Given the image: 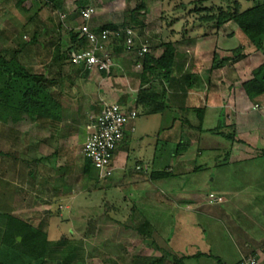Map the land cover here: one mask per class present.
Returning a JSON list of instances; mask_svg holds the SVG:
<instances>
[{"label": "rangeland", "instance_id": "obj_1", "mask_svg": "<svg viewBox=\"0 0 264 264\" xmlns=\"http://www.w3.org/2000/svg\"><path fill=\"white\" fill-rule=\"evenodd\" d=\"M18 1L0 0V51L6 48H16V46L23 47L20 57L21 64L34 73H43L49 78L59 79L58 72L61 64L54 62L57 50H60V55L65 54L72 46L70 32H77L83 25L74 5L75 0L66 1L65 13L61 17L50 9L44 8L40 0H30L32 11L26 14L17 7ZM235 1L241 4L242 11L264 3V0H91L90 6H93L97 13L89 24L91 28L122 25L125 21L130 22L131 12L144 4V9L138 17L144 27L135 30L137 48L147 45L149 54L159 58L163 53L161 45L177 44L181 52L191 53L193 56L192 62L195 69L192 72H194L198 87L208 85V79L202 78V75L210 70L215 55L220 60H225V67L213 72L214 80L216 75L221 76L225 87L218 81H214L212 85L224 91L223 99L226 109L231 112V106H228L230 102L227 100L228 87L232 84L234 93L241 92L240 82L251 79L252 67L248 63H243L242 60L246 57L243 54L246 51L256 53L254 60L258 65L264 62V57L253 48L234 23L218 29L213 23L202 22L201 18L207 16L208 13L219 14L221 12L219 10L233 12ZM37 28L48 29L47 35L40 38V45L36 47L25 45L29 43ZM120 47L119 43H114L110 53L114 63L119 64L121 69L114 76L109 77L113 78L108 81L109 87H102L104 88L102 90L124 106H130L128 108L139 112L135 121V135L127 145L119 146L118 149L119 154H126L129 157L128 178L141 176L140 173L135 172V165L139 161L147 162L146 160L153 158L156 143H158L156 156L159 159L156 166L157 169L164 170L169 166L178 145L182 141H189L188 155L194 157L198 152L203 155L192 161L198 172L190 176H173L174 178L169 182L173 186L172 190L159 191L161 200L172 202L175 198L192 197L196 194L203 202L208 203L210 194L225 193L227 195L226 193L229 192L227 200L230 204L224 207L229 217L223 224L205 222L204 217L196 213L191 219H187V224L181 220L182 223L177 226V231L180 232L184 227L186 231L192 230V235H190V246H182V243L176 244L178 248L182 246L187 250L185 252L181 249L180 252L192 255L194 252L203 251L205 244L209 247L214 245L213 255L221 252L235 260L238 257L236 252L238 249L250 255L249 253L255 251L256 248L264 246V233L253 230L251 222L259 223L260 227L264 228V158H258L264 151V97L255 102L256 105L252 108L251 115L247 116L244 113L240 121L232 120L229 123V126L235 128L237 139L243 142V144L231 145L224 137L211 134L217 128L222 132H227V125L222 121L225 112L220 114L218 122L215 119L205 118L201 132L194 129H199L200 121L193 112L185 114L176 107H170L162 115L148 116L140 112L136 98L140 89L139 77L142 69L136 68V50L127 53L120 51ZM62 68L64 79L57 83L54 91L56 94L60 93L62 91L60 85L64 82L73 85L72 91L82 99L80 124L72 131L60 130L52 126L47 128L42 125L45 121L32 122L27 118L16 125L0 123V213L22 217L35 227L44 229L51 242L67 238L84 242L87 245L95 240L97 224H102L104 216L112 213L110 203L118 200L120 194L112 198L107 192L108 184L112 182L111 180L116 181L117 175L101 180L98 185H95L85 179L82 168H78V164L81 163L74 158L81 145L84 144L83 127L91 117L97 115L94 109L96 98L94 93H97L101 87L93 82L96 72L86 73L66 63ZM122 77L125 78L124 82H120ZM195 103L198 104H192L193 107L202 106L197 101ZM233 109L236 110L235 107ZM228 116L231 120L232 116ZM183 119H187L188 126L192 125L194 128L183 127L181 125ZM66 121L68 125L72 123L69 117ZM174 121V128H171ZM46 136L50 137L47 140L50 145L58 146L57 143L63 142L58 148H61L63 152L67 149L70 151V154L67 152L63 153V156L60 154L55 166L66 167L68 176L66 186L75 189L71 199L61 204L54 203L53 206L46 203V193L39 192V179L34 178L33 180L37 183L30 182L31 186H29V174L35 171L37 166L34 163L29 166L26 164L31 161L32 157L38 155V142H43ZM192 136L201 137L194 139ZM44 141L45 144L46 140ZM230 160L231 162L247 161L232 167L225 166V163L229 164ZM49 175L56 177L53 171L49 172ZM40 176H42L41 173ZM125 184L127 189L124 195L132 197L135 201V190H132L129 183ZM181 190L186 194L180 193ZM223 201V203L227 202L226 198H223ZM127 213L124 217L121 214L114 216L124 221L126 226H135L137 219H132L133 223L129 219L126 220ZM204 224L211 225L212 229L202 233L200 225L202 227ZM112 227L113 225L108 223L106 230L109 231ZM106 237L105 232V239ZM167 240L163 243L171 249V244ZM249 241L253 244L251 248L245 247ZM202 243H205L204 246ZM217 243L221 248L216 252ZM133 244L135 245L136 241L133 240L132 245L125 249L111 241H107L104 248H99V245L94 244L85 253V258H80L76 262H80L78 264H132L130 255L136 252Z\"/></svg>", "mask_w": 264, "mask_h": 264}, {"label": "trees", "instance_id": "obj_2", "mask_svg": "<svg viewBox=\"0 0 264 264\" xmlns=\"http://www.w3.org/2000/svg\"><path fill=\"white\" fill-rule=\"evenodd\" d=\"M40 1L43 3L44 8L50 9L59 17L65 13L67 0ZM31 3L30 0H19L16 5L24 13L28 14L32 11ZM90 4L91 0H75L74 2L78 13L89 7ZM233 5L235 8L233 12L230 10L226 12L219 10L221 11L219 14L208 13L207 16L201 18V21L213 23L218 29L229 23H234L253 48L264 57V3L255 5L245 11H242L239 2L235 1ZM142 9H144V4L131 12L130 22L125 21L119 26L104 25L102 27H95L92 28V31L100 34L105 30L117 31L130 28L135 31L136 29H143V22L138 20ZM47 33L48 29L37 28L32 34L29 43L25 45L34 47L40 45V38H44ZM70 36L71 48H87L85 42L78 41L77 32L71 31ZM115 43L121 45L120 51H126L123 39ZM139 48L135 46L134 49L137 51ZM161 48L163 49V53L159 58H155L150 54L145 56L143 59V69L139 77L140 89L137 94L136 103L142 109L143 114L148 116L166 113L170 109L174 97L184 98L188 91L193 90L197 85L194 72H192L195 69V65L192 62V54L181 52L177 44L174 43L163 44ZM22 49L23 47L18 48L16 46V48H6L0 51V123L4 125L13 123L16 125L27 118L32 122H57L63 124V129L75 130L74 127L80 124L81 97L74 94V91H72L74 89L73 85L67 82L60 85V89H62L60 93L56 94L54 91L57 83L64 79L62 73L63 64L66 63L72 66L68 59V51L60 55V50H57L54 62L61 64L60 71L58 72L59 79H57L49 78L43 73H34L21 64ZM225 64V60H220L215 55L208 71L209 84L212 81V73L223 69ZM78 69L82 70L81 68ZM101 74L106 77L104 73ZM229 88H232V84ZM242 88L250 102L255 103L264 97V62L252 71L251 79L244 82ZM178 93H182L183 96H179ZM66 106L73 109H64ZM190 111L195 113L198 121H200L199 129L192 127V125L190 127L201 132L205 119V108L191 109ZM67 117L72 120L70 125L66 124L65 119ZM226 128L228 129L227 132H222L221 129L217 128L214 131L212 130L211 134L224 137L231 145L235 143L243 144L241 140L237 139L233 126H226ZM189 147V141H182L178 145L175 154L185 153ZM55 155L56 153L53 154V156ZM53 156L45 160L53 161L56 159ZM258 158H264V151H262L261 156ZM37 162H43V160L38 159ZM226 165L227 167L235 166L229 165L227 162L225 163ZM94 169V165L90 161L85 160L81 171L88 182L98 185L101 180L99 172L96 169L94 172ZM54 171H58V175L64 173V169L55 168ZM169 177L170 173L163 172L155 173L150 179L158 180L159 178L167 179ZM106 223L113 225L109 231L106 230ZM105 232L107 233L106 239ZM47 234L44 229L35 227L22 217L0 213V264H78L80 262H76V260L79 261L80 258L84 259L85 253L94 244L99 245V248H104L106 242L111 241L122 248L130 246L132 239L137 240L134 246L136 252H133L131 255L132 264H183L184 258H178L174 253L159 246L155 239V230L147 220L130 227L114 222L105 215L102 224H97L95 240L87 245L84 242L73 241L67 238H62L58 242H51ZM19 238L21 239L20 242ZM141 246L144 250H139ZM146 247L156 250L161 256H147Z\"/></svg>", "mask_w": 264, "mask_h": 264}, {"label": "crops", "instance_id": "obj_3", "mask_svg": "<svg viewBox=\"0 0 264 264\" xmlns=\"http://www.w3.org/2000/svg\"><path fill=\"white\" fill-rule=\"evenodd\" d=\"M250 52L251 51H246L243 54L246 57L243 58L242 61L243 63H248L249 66L252 67V70H251V73H252V71L255 68H257L260 64L258 65V63H256L254 60L256 53H253V52L250 53ZM114 65L115 67L113 69V73L111 76H114L117 73V71L121 69L120 68L121 66L119 64L114 63ZM94 75L96 76V78L95 80H93V82L95 84H98L99 87H101L99 91L97 92L98 94L94 93V95H96V98H97V99L96 98L94 99L95 100L94 109L97 112V114L99 112L98 106H99L100 99H105L112 103H118L121 106L126 108L127 106H124L122 103L117 101V99L115 100V98H113L111 95L107 94L106 92H103L104 90H102L108 86V83H109L108 81H111L113 78L108 79L107 77L103 76L101 73L99 74L97 72ZM203 77L208 79L209 74L206 72L205 75H202V78ZM211 78H212L211 84L208 83L207 86H201V87L196 86V88H194L193 90L188 91V93L184 96V98L174 97L170 107H176L182 113L189 114L191 113L190 111L191 109H199L198 107H193L192 105V104L197 105L198 103H195V101H197L200 104H202L201 106L202 108H205L206 110L205 118L207 120L215 119L218 122L221 116L220 114L225 112V114L223 113L224 114L223 120L227 126H229V123H231L232 120L240 121L241 115L244 113L247 116L251 115L252 108L256 104L253 102H250V100L247 98L242 88V84L246 82L247 80H242L240 82L241 92L234 93V91L232 90L233 88L228 87L227 100L230 102L228 106L229 105L231 106V107L229 106L231 108V112L230 111L228 112L226 109L227 107L225 105L224 99H223L224 91L212 85L214 81H218L221 83L223 87H225L223 80L221 76L219 75H216L215 80H214L213 73L211 75ZM124 81H125V78L122 77L120 79V82H124ZM178 94L179 96H183L182 93H178ZM203 104H204V107H203ZM233 107H235L236 110H234ZM64 109H69V108H67L66 106L64 107ZM72 109L73 108H71L70 110ZM140 112H142L141 108H140ZM137 113L139 116V112ZM228 115L232 116L231 120ZM183 120L184 121H182L181 125L185 128H191L190 125L188 126L189 121L187 119H183ZM135 123L136 122H134L128 127L124 142L122 143L121 147L127 145L130 142L131 138L135 135L136 133ZM173 123L174 124L171 125V128H174L175 121ZM66 124H68L67 121H66ZM42 125L47 128H49V126H52L54 128L58 127V129L60 128V130L63 129V124H60L57 122L46 121V122H42ZM87 125H88V122L86 126L83 127L85 139L87 137V131H86ZM190 130L191 129H189V131ZM200 137H193V138L200 139ZM49 139L50 137L46 136V138L45 137L43 138V142L42 141L38 142L39 144V146L37 147L38 155L32 157L31 161H29V163H26V164L29 166V165H32V163H34L35 166H37L35 168V171H32L29 174V178H30L29 186H31L30 182L37 183L36 181L33 180L34 178L39 179L40 180L39 192L41 191L45 192L46 193V197H45L46 203H49L51 206H53L54 203L61 204L71 199L75 192V189H71L69 188L70 186H66V180L68 179V176L66 175L67 174L66 167L63 168L64 166H57V167L55 166L56 161L60 157V154L61 156H63V153L66 154V152L70 154V151H68L67 149V151L63 152L61 148H58L60 143L62 144L63 142H60L59 144L57 143L58 146L53 145V144L50 145L49 141H47ZM85 139L83 143L85 142ZM44 140H46L45 144H44L45 142ZM179 140L180 141L182 140L181 137L179 138ZM65 143H66V140H65ZM82 147H83V144L81 145V147L79 148L78 152L75 154V157H74L75 160L81 163V164H78V168L79 167L82 168L84 165V161H85L81 154ZM157 147H158V143L155 144V151H154L155 154L152 159L146 160L147 162L139 161L136 163L135 172L140 173L141 176H136L131 179L128 178L127 176L128 175L127 167L129 163V157L126 154H123V155H121V153L119 154L118 153L119 150L116 151L112 166L114 168L113 177L117 175V180L116 181L111 180L112 182L108 184L109 190L107 192H109L108 194H110V197L112 198L114 196H118V193L120 194V196L118 200L112 201L110 203V209L112 213H109L110 216L109 214H106V216H108L110 220L114 222H118L123 225H125V222L122 220L120 221L116 219L114 215L121 214L124 217V215L128 212L127 215L125 216V219L126 220L129 219L131 220V222H132V219L133 220L134 218L137 219L136 225L142 223V221L144 220L149 221L155 230V239L157 240L159 246L162 249H165L169 252L174 253L178 258H184L183 264H238L241 261V259L246 256H257L261 264H264V251H263L264 246L263 245L260 248H256L255 251L253 250L251 253H249L250 255L242 253V251L237 248L238 250H236V252L238 254V257H236L235 260L230 259L228 255H226L225 253H221V252L217 253L218 255H213V250L215 247L212 244H211L212 246L209 247L207 244L204 243L205 244L204 246V244L202 243L204 246L203 251H197V252L193 251L194 253H192V255H186L180 252L181 249H184V247L182 248V246L184 245L190 246L189 244L190 237H191L190 235H192V230L186 231L184 230V227L182 228L180 232L177 231V226H179L182 223L181 220H183L187 224V219L188 218L191 219L194 213H196L199 216L204 217L205 222L206 221L207 222H217V223L220 222L223 224V222H225L227 217H229L228 214L224 210V207L230 204V202L227 200V195L229 192L226 193L227 195H225V193L216 194V196L218 197L226 198L227 202L225 203L203 202L201 198H199V196L196 194L193 195L192 197L185 196V197H180L177 199L175 198V200L172 202L164 201L163 199L161 200L159 196V193H160L159 191L172 190L173 186H171L169 182L172 180V178H174L173 176L175 177L184 176V175L190 176L198 172L196 170L197 167H194L192 161L194 159L196 160L202 157L203 155L199 152L196 153L194 157L188 155L190 151V147H189V149L185 153H182L179 155L175 154L174 156H172L169 166L165 168L164 170H162L159 168L157 169V166H156L157 161H159V159L156 156ZM28 153H30L29 150H28ZM55 153L56 155L53 156V154ZM52 156L55 157L56 159H54L53 161L45 160L48 157L52 158ZM67 157L69 156L67 155ZM38 159L43 160V162L38 163L37 162ZM244 161H247V160H238L234 162H231L230 160L229 165H236ZM39 166H41L42 168H40ZM54 167L56 169H64V173L61 175L60 174L58 175L59 172L54 171L55 169ZM51 171H53V173L54 172L56 173V177L49 175V172ZM163 172L170 173V177L167 179L159 178L158 180L150 179L151 176H153L155 173H163ZM40 173L42 174V176L39 177ZM259 177H260V174H259ZM126 182L129 183V186H132V190L133 189L135 190L134 192L135 197H136L135 201H133L132 197L130 198L124 195L127 189L125 187ZM30 191H32V189H30ZM182 192L184 191L181 190L180 193ZM251 222L253 225L252 227L253 230H255L256 232L262 231V233H264V228H261L259 223H256L254 221H251ZM200 229L202 233H204V232H208V230L212 229V227L211 225L204 224L202 227L200 225ZM166 239H168L167 242L171 244V249L168 248L163 243V241H166ZM133 240L136 241L137 243L136 239H132L131 245H132ZM181 243H182V246L178 248L176 244L180 245ZM252 245L253 244L250 243L249 241V243H246L245 247L251 248ZM122 248L125 249V247H122ZM219 248H221V246H219V244L217 243L215 251L217 252ZM141 249L144 250L142 246L139 250ZM145 250H146V255L149 257L161 256L159 252H157L156 250L152 248L146 247ZM184 251L187 252L186 249H184Z\"/></svg>", "mask_w": 264, "mask_h": 264}, {"label": "built area", "instance_id": "obj_4", "mask_svg": "<svg viewBox=\"0 0 264 264\" xmlns=\"http://www.w3.org/2000/svg\"><path fill=\"white\" fill-rule=\"evenodd\" d=\"M96 13L93 6L80 11L83 25L77 30L78 41L85 42L87 48L78 49L70 46L68 59L74 67L81 68L85 72L104 73L109 78L114 69L111 47L116 41L123 39L126 52L132 53L135 51L137 35L130 28L94 33L89 23ZM149 52L147 45H142L136 51L137 69H143V59ZM98 107V114L90 118L86 127L87 137L81 154L84 160L94 165L99 172L100 180H105L114 175L112 163L115 153L124 142L128 127L137 120L138 113L133 108H125L105 99L99 100ZM209 200L210 203L224 202L223 198L215 194H210ZM238 264H261V262L257 256H249L242 258Z\"/></svg>", "mask_w": 264, "mask_h": 264}, {"label": "water", "instance_id": "obj_5", "mask_svg": "<svg viewBox=\"0 0 264 264\" xmlns=\"http://www.w3.org/2000/svg\"><path fill=\"white\" fill-rule=\"evenodd\" d=\"M21 241V239L19 238V242Z\"/></svg>", "mask_w": 264, "mask_h": 264}]
</instances>
